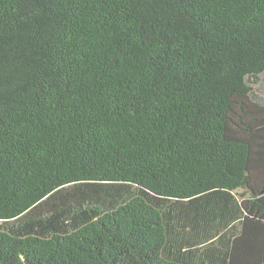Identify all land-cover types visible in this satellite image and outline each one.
Listing matches in <instances>:
<instances>
[{"label": "trees", "instance_id": "1", "mask_svg": "<svg viewBox=\"0 0 264 264\" xmlns=\"http://www.w3.org/2000/svg\"><path fill=\"white\" fill-rule=\"evenodd\" d=\"M264 0H0V264H264Z\"/></svg>", "mask_w": 264, "mask_h": 264}, {"label": "rangeland", "instance_id": "2", "mask_svg": "<svg viewBox=\"0 0 264 264\" xmlns=\"http://www.w3.org/2000/svg\"><path fill=\"white\" fill-rule=\"evenodd\" d=\"M256 87L261 94H264V74L261 75L260 81L256 84Z\"/></svg>", "mask_w": 264, "mask_h": 264}]
</instances>
